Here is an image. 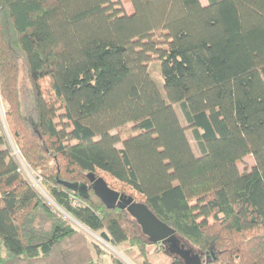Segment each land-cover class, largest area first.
I'll return each mask as SVG.
<instances>
[{"label": "trees", "instance_id": "trees-1", "mask_svg": "<svg viewBox=\"0 0 264 264\" xmlns=\"http://www.w3.org/2000/svg\"><path fill=\"white\" fill-rule=\"evenodd\" d=\"M206 1L0 0L6 122L57 207L21 173L0 122V264H103L64 213L142 264L151 246L171 264H264V0ZM90 173L175 239L150 244L127 211L61 183L90 185Z\"/></svg>", "mask_w": 264, "mask_h": 264}, {"label": "rangeland", "instance_id": "rangeland-1", "mask_svg": "<svg viewBox=\"0 0 264 264\" xmlns=\"http://www.w3.org/2000/svg\"><path fill=\"white\" fill-rule=\"evenodd\" d=\"M202 4L207 5L206 0H201ZM127 10H129V6L126 7ZM149 76L150 79L153 81L155 80V83L157 86L160 88V92L164 93V81L161 75V65L160 63H152L150 68H149ZM41 85L45 90V97L47 99H50L52 102H56L55 99L51 95V86L48 81H41ZM26 91V90H25ZM165 94V93H164ZM24 98H23V103L25 107V112L28 114L29 111H31V100H30V94L29 92H24ZM178 115L180 117V120L182 124L185 126V121L183 119V116L180 112L179 109H177ZM5 112H6V106L1 98L0 95V122L2 123L3 129H4V134L6 136L9 148L12 151V154L14 158L17 160L20 171L24 175V177L43 195L47 197V202L51 207H56L52 199L50 198L49 194L47 191L44 189L41 183V179L35 175V173L28 167L23 160L21 154L19 153L16 143L13 139V136L9 130V127L6 122L5 118ZM121 135L123 138H127L133 135V131L131 130L130 127L124 128L120 131ZM188 137L191 142V145L194 149V152L196 155H199V150L197 143L193 137V134L191 132H188ZM255 165V162L251 158L245 159L240 165H239V170L241 173L243 172H249ZM101 177H103L106 182L111 186H115L113 184V181L109 180L105 175L101 174ZM111 186V187H112ZM116 187V186H115ZM119 189V188H118ZM129 195V194H128ZM139 200V198L137 197ZM57 208V207H56ZM64 213V212H63ZM66 218L71 221L73 224L74 228L84 234L87 239L88 243L92 247H99L102 249V254L100 257H97L96 260L99 259V261L103 264H114L113 260L117 259L122 261L124 264H142L143 259L139 255V250L136 247H132L129 243L122 244L120 246H114L111 242H106L102 237L101 233H94L91 230H89L86 226L78 223L74 219H72L69 215L64 213ZM93 254V250H92ZM148 256L151 259L152 264H171V259L164 255L161 248L159 249L158 246H151L148 249Z\"/></svg>", "mask_w": 264, "mask_h": 264}, {"label": "water", "instance_id": "water-1", "mask_svg": "<svg viewBox=\"0 0 264 264\" xmlns=\"http://www.w3.org/2000/svg\"><path fill=\"white\" fill-rule=\"evenodd\" d=\"M88 180L90 185L70 182L61 183L85 198L88 196L89 190L92 189L107 208H119L127 211L137 221L143 234L148 237L150 244H166L175 239L176 231L161 221L146 204L135 201L132 196L113 190L103 177H99L95 173L88 174ZM101 237L106 242L111 241L106 232H102Z\"/></svg>", "mask_w": 264, "mask_h": 264}]
</instances>
